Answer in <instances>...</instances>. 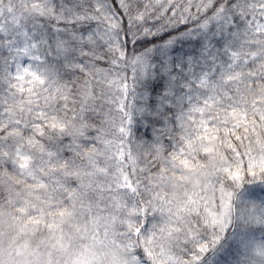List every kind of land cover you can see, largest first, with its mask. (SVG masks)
<instances>
[{
    "label": "snow or ice",
    "instance_id": "1",
    "mask_svg": "<svg viewBox=\"0 0 264 264\" xmlns=\"http://www.w3.org/2000/svg\"><path fill=\"white\" fill-rule=\"evenodd\" d=\"M0 264H264V0H0Z\"/></svg>",
    "mask_w": 264,
    "mask_h": 264
}]
</instances>
